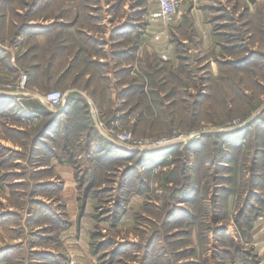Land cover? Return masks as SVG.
<instances>
[{
  "label": "rangeland",
  "instance_id": "rangeland-1",
  "mask_svg": "<svg viewBox=\"0 0 264 264\" xmlns=\"http://www.w3.org/2000/svg\"><path fill=\"white\" fill-rule=\"evenodd\" d=\"M70 260L264 264V0H0V264Z\"/></svg>",
  "mask_w": 264,
  "mask_h": 264
},
{
  "label": "built area",
  "instance_id": "built-area-1",
  "mask_svg": "<svg viewBox=\"0 0 264 264\" xmlns=\"http://www.w3.org/2000/svg\"><path fill=\"white\" fill-rule=\"evenodd\" d=\"M183 0H158V10L160 16L164 20H168L170 17L175 15L181 6ZM28 75L23 73L20 77V81L18 83L17 88L21 90L22 93L25 89V82L27 81ZM65 94L60 89H52L47 91L40 100L43 104L48 106L51 109H57L64 103ZM110 135L114 136L115 139L125 142L131 143L136 146H143L146 143L155 144L156 141H152L149 139L137 138L130 131H114L111 129ZM68 264H78L75 260H70Z\"/></svg>",
  "mask_w": 264,
  "mask_h": 264
},
{
  "label": "crops",
  "instance_id": "crops-1",
  "mask_svg": "<svg viewBox=\"0 0 264 264\" xmlns=\"http://www.w3.org/2000/svg\"><path fill=\"white\" fill-rule=\"evenodd\" d=\"M70 38H71L72 42H77V39H74V35H73V34L70 35ZM63 40H64V38H63ZM61 41H62V40H61ZM64 45H65V44H64ZM66 49H68V46H67L66 48H64L63 51L66 52ZM66 53H67V52H66ZM66 53H63V54L61 53L60 56H61V57H62V56H66V55H65ZM68 56L70 57V60L73 59L74 57H76L73 53H71V54L68 55ZM32 74H33V73H32ZM50 86H52V87H54V86L57 87V85H55V83H52Z\"/></svg>",
  "mask_w": 264,
  "mask_h": 264
}]
</instances>
